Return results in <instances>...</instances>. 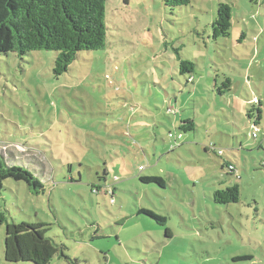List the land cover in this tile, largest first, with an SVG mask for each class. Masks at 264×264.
Returning <instances> with one entry per match:
<instances>
[{
    "label": "rangeland",
    "instance_id": "rangeland-1",
    "mask_svg": "<svg viewBox=\"0 0 264 264\" xmlns=\"http://www.w3.org/2000/svg\"><path fill=\"white\" fill-rule=\"evenodd\" d=\"M220 3L232 27L214 39ZM169 11L164 0H107L105 49L79 53L59 78L57 52L0 53V147L30 157L45 185L6 180L0 213L45 223L79 264H264V0ZM189 119L196 131L181 132ZM235 185L239 203L214 200ZM5 237L6 223L0 264Z\"/></svg>",
    "mask_w": 264,
    "mask_h": 264
},
{
    "label": "trees",
    "instance_id": "trees-1",
    "mask_svg": "<svg viewBox=\"0 0 264 264\" xmlns=\"http://www.w3.org/2000/svg\"><path fill=\"white\" fill-rule=\"evenodd\" d=\"M191 2L164 0L171 14L178 8L189 6ZM106 3L107 0H0V53L26 56L35 51L57 52L53 74L59 78L69 71L79 53L105 49ZM231 27L232 8L228 3H220L217 19L212 26L214 39L228 37ZM195 66L191 61H181L180 73L193 75ZM188 81L193 82V77ZM225 84L227 91H231V81L227 80ZM259 114L260 120V110ZM249 117H252L251 114ZM196 127L195 121L190 119L182 121L180 131L195 132ZM33 165L35 162L30 157L27 162H19L15 153L0 147V192L8 179L24 182L37 193L45 191L43 175H39L32 168ZM226 167L230 170L234 164L225 162L223 168ZM141 182L165 187L162 178L143 177ZM240 195V188L235 185L218 190L214 200L219 204L239 203ZM141 214L151 217L160 226L166 225L167 219L164 217L146 210H141ZM4 223V256L7 263L51 264L55 258L61 257L71 264H79L46 236L48 229L45 223H8L4 214L0 213V224ZM167 236H170L169 231Z\"/></svg>",
    "mask_w": 264,
    "mask_h": 264
},
{
    "label": "built area",
    "instance_id": "built-area-1",
    "mask_svg": "<svg viewBox=\"0 0 264 264\" xmlns=\"http://www.w3.org/2000/svg\"><path fill=\"white\" fill-rule=\"evenodd\" d=\"M169 136H170V138H172V139L175 137L173 134H170ZM180 140H181V136L178 138V141H180ZM231 169H233V167H231ZM231 169H230V170H231ZM140 170L143 171L144 169L141 167Z\"/></svg>",
    "mask_w": 264,
    "mask_h": 264
},
{
    "label": "crops",
    "instance_id": "crops-1",
    "mask_svg": "<svg viewBox=\"0 0 264 264\" xmlns=\"http://www.w3.org/2000/svg\"><path fill=\"white\" fill-rule=\"evenodd\" d=\"M193 82H195V79L193 80ZM190 120V119H189ZM191 120H194V119H191ZM195 121V120H194ZM196 123V122H195Z\"/></svg>",
    "mask_w": 264,
    "mask_h": 264
}]
</instances>
